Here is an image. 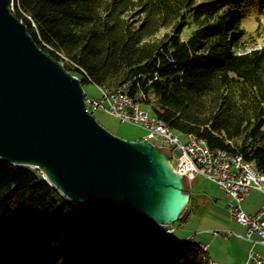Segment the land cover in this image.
<instances>
[{"label":"trees","instance_id":"obj_1","mask_svg":"<svg viewBox=\"0 0 264 264\" xmlns=\"http://www.w3.org/2000/svg\"><path fill=\"white\" fill-rule=\"evenodd\" d=\"M12 3L36 43L82 84L127 83L174 132L195 133L264 171V44L254 45L264 0ZM253 16L256 33L243 25ZM123 216L71 200L35 167L0 157V264L208 263L198 242Z\"/></svg>","mask_w":264,"mask_h":264},{"label":"water","instance_id":"obj_2","mask_svg":"<svg viewBox=\"0 0 264 264\" xmlns=\"http://www.w3.org/2000/svg\"><path fill=\"white\" fill-rule=\"evenodd\" d=\"M0 157L42 168L69 199L131 223L172 226L191 200L169 154L113 134L87 110L81 79L36 43L11 0H0Z\"/></svg>","mask_w":264,"mask_h":264},{"label":"built area","instance_id":"obj_3","mask_svg":"<svg viewBox=\"0 0 264 264\" xmlns=\"http://www.w3.org/2000/svg\"><path fill=\"white\" fill-rule=\"evenodd\" d=\"M100 98L89 97L91 109H87L95 114L96 111L104 110L123 121L136 124H142L147 128L148 134L145 137L150 140L154 137H160L161 145L166 146L172 151L171 161H177L174 168L181 172L185 178L191 180L197 175L202 174L210 180L218 184L230 196L227 208L230 215L238 222L247 227L245 235L237 234L232 231H226L225 236L237 235L252 239V235L257 233L260 236L258 240L264 244V205L255 213H247L242 203L250 194L253 186L264 187L263 175H247L244 172H236V165H243L246 161L241 155L240 158H230L227 152L219 149L206 150L199 147L198 144H185L180 137L172 134L171 130H164L163 125H158L147 110L142 109V104L133 99L129 94V84L119 86L116 89L105 87V93H101ZM39 172L45 175L42 168H38ZM171 232L174 228L168 227ZM220 234L219 231H214ZM194 237L193 235L189 238ZM207 248V244H204ZM251 257L256 264H264V257L255 256V252L251 251ZM208 264H220L209 259Z\"/></svg>","mask_w":264,"mask_h":264},{"label":"rangeland","instance_id":"obj_4","mask_svg":"<svg viewBox=\"0 0 264 264\" xmlns=\"http://www.w3.org/2000/svg\"><path fill=\"white\" fill-rule=\"evenodd\" d=\"M207 1L209 0H196L195 5ZM243 25L248 31L252 30L255 32L258 22L253 16L245 19ZM193 28L194 27L191 26L188 32H190ZM258 30L261 31V36H259L258 41L255 42L254 45L261 46L264 44V22L259 25ZM83 87L87 97L100 98L102 95L99 87L94 83L85 82ZM142 109L147 110L151 116L153 115L151 105L143 103ZM94 115L104 127L121 138L138 140L140 138H145L148 134L147 128L142 124L123 121L104 110L96 111ZM175 133L180 136L183 142L188 141L187 134ZM149 141L171 156L172 151L166 146L161 145L160 137H154ZM171 162L174 167L177 166V161L174 160V158ZM185 187L186 190L191 193V196H195L197 194V198L200 197V200L197 201L195 196L192 203L189 202L187 208L181 216L180 221L176 222L172 226H169L174 228L171 233V238L182 240L193 235L196 242L208 245L207 249L209 254H211L214 258H217L214 260L212 259V261L219 263L218 259L220 258L224 263L225 261H229V263L232 264L236 263L240 259V251L233 247L234 239H236L237 236H225L224 233L226 231L246 233L247 227L230 215L227 208V203L230 200V197L218 186L217 183L202 174H197L192 180L188 177L185 178ZM192 189L194 194L191 191ZM118 211L122 213V211ZM123 215L124 214L122 213V216ZM121 227L127 228L129 227V224L123 223ZM214 231H219L220 234L217 235ZM253 235H255V233ZM229 239H232V241ZM226 241H230V245H228L229 242Z\"/></svg>","mask_w":264,"mask_h":264},{"label":"crops","instance_id":"obj_5","mask_svg":"<svg viewBox=\"0 0 264 264\" xmlns=\"http://www.w3.org/2000/svg\"><path fill=\"white\" fill-rule=\"evenodd\" d=\"M191 188H192V186H191ZM191 191L194 194L193 189ZM223 191H225V190H223ZM227 195H228V193H227ZM195 196H196L197 201L200 200V197L197 198L198 197L197 194ZM263 205H264V192L259 190V189H252L250 194L248 195V197L242 203L243 209L247 213H255ZM246 232H247V230H246ZM237 234L245 235L246 233H237ZM252 239H254L255 242L251 239H248L246 237H241V236H237V238L234 239L233 247H235V249H238V251H240V259L237 261L238 263L236 262L234 264H256V262L254 261V259L250 255L252 250L255 252V256L260 255V256L264 257V244H262L258 241L260 239V236L257 233H255V235H252ZM229 240L232 241V239H229ZM230 241H226V242H229L228 245H230ZM207 248H208V245H207ZM207 257L210 260L217 259V258H214L213 256H211V254H209L208 249H207ZM218 261L220 264H226V263L232 264V263H229L228 260H227L228 262L225 261V263H224L220 258L218 259Z\"/></svg>","mask_w":264,"mask_h":264},{"label":"bare ground","instance_id":"obj_6","mask_svg":"<svg viewBox=\"0 0 264 264\" xmlns=\"http://www.w3.org/2000/svg\"><path fill=\"white\" fill-rule=\"evenodd\" d=\"M11 8L13 9V3H12V0H11ZM63 62V61H62ZM77 76V75H76ZM98 86V85H97ZM121 86H126V83L121 85ZM101 93H105V86H98ZM86 106H87V109H91V102H89V97L86 96ZM148 112V111H147ZM149 113V112H148ZM150 115V114H149ZM151 116V115H150ZM152 118L155 119V121L157 122L158 125H163V129L164 130H171L172 134L180 137L178 134H176L167 124L166 122H164L162 119L158 118L157 116L155 115H152L151 116ZM188 136V141L187 142H184L185 144H192V141L193 143L195 144H198L199 147L201 148H205L206 150H214V149H219L221 151H224V152H227L228 153V156L230 158H240V154H233L225 149H222V148H213L211 147L208 142L204 139V138H201L199 137L197 134L195 133H189L187 134ZM38 171V167H35ZM236 172H244L246 173L247 175H256V174H262L263 177H264V171H259L252 163L250 162H243V165H236ZM252 189H259L261 191L264 192V187L263 186H253ZM63 194V193H62ZM64 195V194H63ZM65 196V195H64ZM68 198V197H67ZM160 227H163L165 228L166 232L170 235V237H172V232L169 230V228L167 226H160ZM186 240L188 241H191V242H194V237H191V238H186ZM198 245L206 252L207 251V248H204V243H201V242H198ZM208 264V263H207Z\"/></svg>","mask_w":264,"mask_h":264}]
</instances>
